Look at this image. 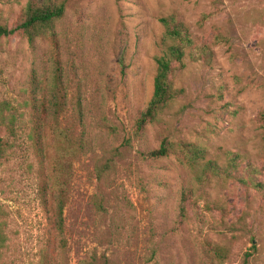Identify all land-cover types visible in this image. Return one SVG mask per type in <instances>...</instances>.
I'll list each match as a JSON object with an SVG mask.
<instances>
[{"label": "rangeland", "instance_id": "374dc122", "mask_svg": "<svg viewBox=\"0 0 264 264\" xmlns=\"http://www.w3.org/2000/svg\"><path fill=\"white\" fill-rule=\"evenodd\" d=\"M29 1L0 0V23L14 27ZM171 15L195 43L211 45L213 60L187 55L174 76L183 94L129 144L154 91L155 56L164 48L160 18ZM56 28L68 91L63 124L88 145L74 165L64 213L67 247L51 251L54 264H80L94 253L115 264H245L248 253V264H264V191L233 179L201 190L177 154L139 156L165 138L183 140L220 162L227 152L238 154L241 166L251 163L264 182V0H67ZM218 32L230 44L214 43ZM52 67L49 41L32 43L17 33L0 39V105L31 103L32 78H49ZM114 148L121 155L99 179L97 168ZM18 155L0 168L10 254L17 264H39L50 225L34 165L28 166L35 159L25 149ZM184 193L193 195L185 214ZM210 246L227 251L224 262Z\"/></svg>", "mask_w": 264, "mask_h": 264}, {"label": "trees", "instance_id": "16d2710c", "mask_svg": "<svg viewBox=\"0 0 264 264\" xmlns=\"http://www.w3.org/2000/svg\"><path fill=\"white\" fill-rule=\"evenodd\" d=\"M67 0H30L24 15L14 27L0 23V39L20 34L30 42L37 39L47 40L51 44V57L54 64L51 76L43 79L36 74L30 82L31 103L16 106L10 103L0 105V168L17 158L19 150L25 149L32 154L35 164L30 163L29 169L35 168L37 174V198L45 211L50 225V240L47 248H41L39 264H54L56 257L51 251L58 246L66 249L65 237V207L69 203L73 190L74 165L77 159L86 152L87 140L83 135H75L72 128L63 124L67 111L68 91L65 82V72L59 47L57 22L65 16ZM165 28L164 48L161 55L155 56L157 72L154 78V91L147 106L137 116L130 137L139 138L148 125L159 122L162 114L184 92L174 84L177 70L186 67L187 55L194 61L211 63L214 52L208 43L197 44L189 27L175 16L160 18ZM230 38L222 33H216L213 42L230 44ZM177 154L181 162L193 173L194 182L203 190L213 180H236L246 186H252L258 191H264V182L257 178V168L251 163L241 166L239 155L227 152V160L209 158L208 151L192 142L180 140L173 142L165 138L156 149L139 150L143 161H154ZM119 149H113L106 161L97 168V175L102 179L111 170ZM5 192L3 181L0 180V193ZM192 193H184L182 197V212L186 213V203ZM204 198V194H196L195 200ZM104 207L102 200H97ZM209 210L212 205L206 201ZM222 209V206H218ZM9 211L0 201V264H17L13 255L12 236L9 228ZM214 256L224 262L227 251L219 246H210ZM246 254L245 264H248ZM80 264H115L106 254L98 256L94 253L89 261Z\"/></svg>", "mask_w": 264, "mask_h": 264}]
</instances>
